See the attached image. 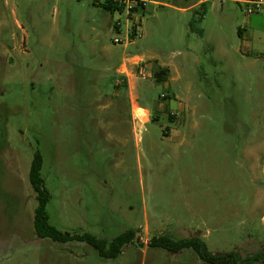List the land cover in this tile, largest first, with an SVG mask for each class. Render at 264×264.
Here are the masks:
<instances>
[{"label":"rangeland","instance_id":"rangeland-1","mask_svg":"<svg viewBox=\"0 0 264 264\" xmlns=\"http://www.w3.org/2000/svg\"><path fill=\"white\" fill-rule=\"evenodd\" d=\"M203 1L151 0L113 43L94 0H0V264H207L158 235L264 247V9ZM35 153L48 223L106 243L137 229L118 256L35 235Z\"/></svg>","mask_w":264,"mask_h":264},{"label":"trees","instance_id":"trees-1","mask_svg":"<svg viewBox=\"0 0 264 264\" xmlns=\"http://www.w3.org/2000/svg\"><path fill=\"white\" fill-rule=\"evenodd\" d=\"M98 5V4H97ZM204 2L199 3V8H203ZM99 6L108 12H112V6ZM166 70L159 69L153 72L156 80L165 77ZM41 157L35 153L30 161L28 170V182L34 192L36 204L33 209L32 225L34 233L39 238H47L54 242L78 241L90 245L96 254L101 258H115L120 254L124 245L132 242L137 229L124 230L115 236L110 242L95 237L89 233L67 234L56 229L48 223L45 204L49 199V193L44 186V181L40 176ZM150 247L161 248L169 252H178L184 248L194 251L196 256L207 264H253L260 262L264 264V247L253 253L240 256L236 251L231 250L225 253H211L204 241L197 236V233L185 238L174 240L167 235L152 236L148 244Z\"/></svg>","mask_w":264,"mask_h":264},{"label":"built area","instance_id":"built-area-1","mask_svg":"<svg viewBox=\"0 0 264 264\" xmlns=\"http://www.w3.org/2000/svg\"><path fill=\"white\" fill-rule=\"evenodd\" d=\"M151 0H94L95 4L104 6H112V12L117 14V17L113 19L112 28L116 35L112 38L113 43H121V37H119V30L121 28L120 16L123 15L125 21L129 23L126 27L125 38L128 39L129 33L136 35L139 21L135 19L136 14L144 9V6ZM243 5L244 13L249 15L257 13L264 9V0H233ZM135 20V21H134ZM128 42V41H126ZM134 56H126V59H133ZM131 63L136 68V75L145 77L149 73L147 72L146 66L143 64L142 59L139 57L132 60ZM125 69V67H124ZM133 74V73H132Z\"/></svg>","mask_w":264,"mask_h":264},{"label":"bare ground","instance_id":"bare-ground-1","mask_svg":"<svg viewBox=\"0 0 264 264\" xmlns=\"http://www.w3.org/2000/svg\"><path fill=\"white\" fill-rule=\"evenodd\" d=\"M133 109H134L135 114L139 117V119L143 120V118L146 115V111L138 105H134Z\"/></svg>","mask_w":264,"mask_h":264},{"label":"crops","instance_id":"crops-1","mask_svg":"<svg viewBox=\"0 0 264 264\" xmlns=\"http://www.w3.org/2000/svg\"><path fill=\"white\" fill-rule=\"evenodd\" d=\"M198 2L200 3V2H204L203 0H198ZM124 54H127V53H124ZM125 72H127L126 71V68H125ZM127 74V73H126ZM126 84H127V86L126 87H129V82H128V79H127V82H126ZM145 119H148V113L146 112V115H145V117H144Z\"/></svg>","mask_w":264,"mask_h":264}]
</instances>
